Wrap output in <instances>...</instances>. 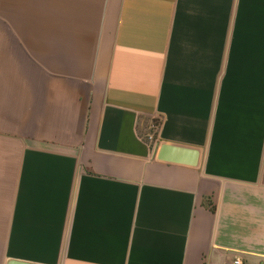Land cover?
<instances>
[{
	"label": "crops",
	"instance_id": "crops-1",
	"mask_svg": "<svg viewBox=\"0 0 264 264\" xmlns=\"http://www.w3.org/2000/svg\"><path fill=\"white\" fill-rule=\"evenodd\" d=\"M236 255L264 264V0H0V264Z\"/></svg>",
	"mask_w": 264,
	"mask_h": 264
},
{
	"label": "water",
	"instance_id": "water-1",
	"mask_svg": "<svg viewBox=\"0 0 264 264\" xmlns=\"http://www.w3.org/2000/svg\"><path fill=\"white\" fill-rule=\"evenodd\" d=\"M156 158L159 161L198 167L201 160V150L192 147L162 143L158 146ZM8 264H28L11 260Z\"/></svg>",
	"mask_w": 264,
	"mask_h": 264
},
{
	"label": "built area",
	"instance_id": "built-area-1",
	"mask_svg": "<svg viewBox=\"0 0 264 264\" xmlns=\"http://www.w3.org/2000/svg\"><path fill=\"white\" fill-rule=\"evenodd\" d=\"M148 139L154 141L155 135H149ZM230 264H247V261L243 257L236 255L234 256Z\"/></svg>",
	"mask_w": 264,
	"mask_h": 264
}]
</instances>
